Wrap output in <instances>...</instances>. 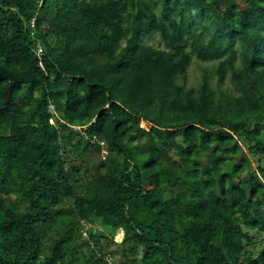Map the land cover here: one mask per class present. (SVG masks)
<instances>
[{"label": "trees", "instance_id": "16d2710c", "mask_svg": "<svg viewBox=\"0 0 264 264\" xmlns=\"http://www.w3.org/2000/svg\"><path fill=\"white\" fill-rule=\"evenodd\" d=\"M263 160L264 0H0V264H264Z\"/></svg>", "mask_w": 264, "mask_h": 264}, {"label": "rangeland", "instance_id": "374dc122", "mask_svg": "<svg viewBox=\"0 0 264 264\" xmlns=\"http://www.w3.org/2000/svg\"><path fill=\"white\" fill-rule=\"evenodd\" d=\"M146 40L155 44V45H159V41H158V37L155 35H147ZM213 62L210 61H194L193 63H191V65L189 66V68L187 69V73L185 76V84L189 85H194L196 86L198 84V82H200L201 80V75L204 71V69H211ZM214 80V79H213ZM141 126L145 129H147V124L144 122H141ZM264 161V160H263ZM219 186V183H216V187ZM95 232L96 233H101V235L103 234L100 229L98 227L95 228ZM257 235V234H256ZM124 237V233L121 229H118L116 231V233L114 234V236L112 237V239L110 237H102V244L104 246H106L107 249H109L110 251V255H111V262L113 264H122L123 260H124V256L122 255V249L121 246L118 244ZM257 237L260 238V236L257 235ZM46 242V241H45ZM128 243L125 245V248L127 247ZM255 246V247H254ZM249 248L256 250L259 248L258 243L254 244V245H249ZM82 249H84L83 247L79 246L78 244L75 246V250H74V255H75V259L73 260V262H76L77 259H81L82 258ZM66 259H68V255L66 257ZM81 260H79L78 262H80Z\"/></svg>", "mask_w": 264, "mask_h": 264}]
</instances>
